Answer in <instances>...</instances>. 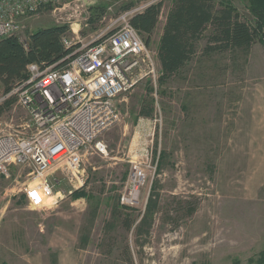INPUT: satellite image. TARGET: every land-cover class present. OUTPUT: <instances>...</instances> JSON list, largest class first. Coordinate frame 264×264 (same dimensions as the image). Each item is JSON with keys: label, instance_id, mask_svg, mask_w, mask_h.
I'll list each match as a JSON object with an SVG mask.
<instances>
[{"label": "rangeland", "instance_id": "rangeland-1", "mask_svg": "<svg viewBox=\"0 0 264 264\" xmlns=\"http://www.w3.org/2000/svg\"><path fill=\"white\" fill-rule=\"evenodd\" d=\"M129 1L141 0H65L23 19L18 37L67 24L68 40L78 34L87 43ZM222 2L252 21L248 0ZM171 4L162 2L158 28ZM97 5L104 15L90 23ZM158 28L149 41L155 52ZM205 44L163 84L155 54L157 80L127 94L122 119L100 136L106 152L84 149L78 189L85 197H72L66 171L50 172L55 194L39 207L28 206L21 190L27 168L0 181V264H264V44L254 42L247 54H204ZM142 105L151 116L139 114ZM132 161L146 167V179L138 202L124 210L118 197ZM152 183L157 206L148 231H138Z\"/></svg>", "mask_w": 264, "mask_h": 264}, {"label": "built area", "instance_id": "built-area-1", "mask_svg": "<svg viewBox=\"0 0 264 264\" xmlns=\"http://www.w3.org/2000/svg\"><path fill=\"white\" fill-rule=\"evenodd\" d=\"M163 1L141 0L121 10L106 30L87 43L78 34L74 43L63 36L65 46H74L64 65L31 62L26 77L0 89V181H8L16 167L27 168L29 180L21 190L28 206H42L54 196L52 171L70 173L73 188L82 187L84 149L93 145L104 154L106 145L100 136L122 119L121 103L127 94L142 80L149 78L155 84L156 52L130 18ZM64 2L0 0V39L18 36L23 19ZM145 179L146 167L132 161L118 197L121 206L130 209L138 202Z\"/></svg>", "mask_w": 264, "mask_h": 264}, {"label": "trees", "instance_id": "trees-1", "mask_svg": "<svg viewBox=\"0 0 264 264\" xmlns=\"http://www.w3.org/2000/svg\"><path fill=\"white\" fill-rule=\"evenodd\" d=\"M133 4V1L124 3L121 10L128 9ZM161 8L162 3H153L130 18L131 25L143 36L147 45L159 20ZM248 9L252 16L251 22L241 20L235 8L222 0L217 3L215 0H172L156 46L160 65L159 84H163L184 70L196 55L198 43L203 39L206 42L203 48L204 54L237 50L247 54L254 42L264 44V0H248ZM93 10L88 19L90 23L98 21L104 15L105 7L97 5L93 6ZM68 30L67 24L37 28L28 33L26 43L14 35L1 38L0 89L7 90L15 81L26 77V66L31 62L42 66L53 65L55 68L64 65L67 56L74 48V46H65L62 40ZM208 30L209 33L205 35ZM152 111V107L142 105L139 114L149 117ZM161 157L162 153L159 154L160 160ZM152 184V191L147 198L146 212L138 231L143 227L145 232L148 231L151 226L149 215L157 206L158 192L155 191V184ZM71 195L77 199L85 197L86 194L84 190L76 189ZM121 208L126 209L124 206ZM95 211V209L92 211L90 224L94 219ZM112 214L119 215L116 206H113ZM122 223L126 230L132 226V221L127 217L123 218Z\"/></svg>", "mask_w": 264, "mask_h": 264}, {"label": "crops", "instance_id": "crops-1", "mask_svg": "<svg viewBox=\"0 0 264 264\" xmlns=\"http://www.w3.org/2000/svg\"><path fill=\"white\" fill-rule=\"evenodd\" d=\"M164 23V22H163ZM163 23L161 24V26H160V28H158V24H159V22H157V24H156V26H155V28H154V30H153V33H154V31H156V29L158 28L159 30V32H158V36H160V33H161V31H162V26H163ZM158 40H159V37H158ZM157 46V45H156Z\"/></svg>", "mask_w": 264, "mask_h": 264}, {"label": "snow or ice", "instance_id": "snow-or-ice-1", "mask_svg": "<svg viewBox=\"0 0 264 264\" xmlns=\"http://www.w3.org/2000/svg\"><path fill=\"white\" fill-rule=\"evenodd\" d=\"M33 197L37 199V201H39L40 197L37 193L33 192L32 193Z\"/></svg>", "mask_w": 264, "mask_h": 264}]
</instances>
